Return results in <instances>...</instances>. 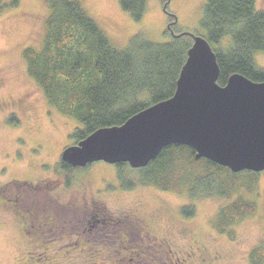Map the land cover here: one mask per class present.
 <instances>
[{"label": "rangeland", "instance_id": "374dc122", "mask_svg": "<svg viewBox=\"0 0 264 264\" xmlns=\"http://www.w3.org/2000/svg\"><path fill=\"white\" fill-rule=\"evenodd\" d=\"M80 1L119 49L142 38L171 42L174 32L206 34V0H170L167 11L163 0H147L139 20L121 0ZM256 1L264 11V0ZM47 2L0 0V264H130L137 253L145 264H171L170 256L187 252V264H252V250L264 245V171L228 177L200 166L180 189L163 190L135 181L141 171L128 164L62 165L81 126L61 99L50 102L25 54L43 45ZM255 61L264 67V51ZM210 174L221 186L192 195L195 177ZM237 199L257 210L221 232L218 213Z\"/></svg>", "mask_w": 264, "mask_h": 264}, {"label": "trees", "instance_id": "16d2710c", "mask_svg": "<svg viewBox=\"0 0 264 264\" xmlns=\"http://www.w3.org/2000/svg\"><path fill=\"white\" fill-rule=\"evenodd\" d=\"M169 1L163 0L166 11ZM256 2L205 1L201 24L217 56L220 85H225L234 73L264 82V67H259L255 61L256 53L264 51V11L256 10ZM146 3L147 0H121L122 7L136 20L146 10ZM47 10L42 47L25 51L27 69L44 88L50 102L57 104L61 99L63 110L77 119L81 127L76 128L74 136L79 141L102 127L123 125L144 108L175 94L180 71L192 44L189 34L173 35L171 42L162 43L142 38L137 45L119 49L80 0H48ZM196 154L190 146L169 145L146 167L137 168L141 171L140 178L131 181L155 185L163 190H178L200 166L228 177L251 175L254 178L259 173L250 170L233 172L205 157L197 159ZM62 163L71 168L65 161ZM125 164L128 163H120L122 167ZM125 177L120 173L121 183L127 182ZM130 183L124 188L136 184ZM219 186L220 181L210 174L195 177L190 190L192 195L201 192L210 195ZM256 205L237 199L218 213L216 226L224 232L227 225L254 214ZM190 212L186 208L183 210L185 215L192 216ZM250 257L252 264H264V245L252 250Z\"/></svg>", "mask_w": 264, "mask_h": 264}, {"label": "water", "instance_id": "95a60500", "mask_svg": "<svg viewBox=\"0 0 264 264\" xmlns=\"http://www.w3.org/2000/svg\"><path fill=\"white\" fill-rule=\"evenodd\" d=\"M193 43L173 96L134 114L123 125L102 127L68 146L61 159L71 166L94 161L146 167L169 145L192 147L196 158L233 172L264 171V82L242 74L218 83L220 66L202 35ZM178 36V35H177Z\"/></svg>", "mask_w": 264, "mask_h": 264}, {"label": "flooded vegetation", "instance_id": "af4514ba", "mask_svg": "<svg viewBox=\"0 0 264 264\" xmlns=\"http://www.w3.org/2000/svg\"><path fill=\"white\" fill-rule=\"evenodd\" d=\"M149 225L150 224L145 222V225H144L145 230L149 228ZM191 247L193 249L194 246H191ZM187 253L188 254L182 255V256L177 254V256H174L173 258H171V256H170V259L172 260L171 264H187L186 261H188V258L192 255L191 252H187ZM142 258H145V257L142 256L141 253H137L135 257L130 258V260H131L130 264L131 263H133V264H145L144 262H142ZM209 258H211V256L209 254L205 255V260H209ZM126 259H128V258H126ZM119 260L124 261L125 258H120Z\"/></svg>", "mask_w": 264, "mask_h": 264}]
</instances>
